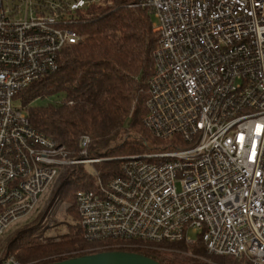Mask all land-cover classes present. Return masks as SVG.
I'll return each mask as SVG.
<instances>
[{"label":"built area","instance_id":"obj_1","mask_svg":"<svg viewBox=\"0 0 264 264\" xmlns=\"http://www.w3.org/2000/svg\"><path fill=\"white\" fill-rule=\"evenodd\" d=\"M89 3L114 0H0V239L62 170L102 160L88 156L89 135L75 156L13 104L82 39ZM131 6L149 9L159 35L144 124L164 143L119 157L106 179L89 171L95 185L77 191L76 205L86 240L104 244L85 251L201 241L212 255L264 264V0ZM0 264L33 262L7 254Z\"/></svg>","mask_w":264,"mask_h":264},{"label":"trees","instance_id":"obj_2","mask_svg":"<svg viewBox=\"0 0 264 264\" xmlns=\"http://www.w3.org/2000/svg\"><path fill=\"white\" fill-rule=\"evenodd\" d=\"M139 1L114 0L109 7L89 3L80 12L81 21L76 25L82 39L62 49L58 70L31 83L14 98L21 100L34 128L64 144L75 156L79 138L89 135L92 139L90 156L108 158L97 163V170L104 179L119 172L118 158L122 155L154 151L164 143L144 124L148 83L154 71L159 35L152 29L154 19L149 9L131 6ZM53 95L59 100L34 104ZM75 166L66 167L71 182H65L70 189L64 194L72 202L71 212L76 223L68 225L69 231L58 240L47 238L45 242L40 234L30 232L33 228L19 230L6 237L7 247L0 259L14 254L22 262L47 264L88 254L86 249L104 244L89 242L84 236L76 193L93 188L95 179L82 166ZM137 244L124 243L118 250L143 253L164 264H178L175 254L169 250L193 249L206 254L201 241L196 245L184 241ZM217 256L227 264H235L232 259L226 260L227 255ZM243 264L249 262L246 260Z\"/></svg>","mask_w":264,"mask_h":264},{"label":"rangeland","instance_id":"obj_3","mask_svg":"<svg viewBox=\"0 0 264 264\" xmlns=\"http://www.w3.org/2000/svg\"><path fill=\"white\" fill-rule=\"evenodd\" d=\"M114 4V3H113ZM112 4V5H113ZM103 6V5H102ZM108 5L106 7H109ZM25 8V7H23ZM154 19V17H153ZM152 29L154 32V26L152 24ZM59 98L56 95L49 96L46 98H41L34 102L35 105H45L50 102H56ZM13 104L16 107H22V102L20 99H14ZM157 147H161L158 145ZM155 151V150H154ZM149 151V152H154ZM147 153V152H145ZM88 156H90V152H88ZM123 156V155H122ZM126 156V155H125ZM97 158V157H96ZM102 160L108 159L103 157H98ZM101 160V161H102ZM98 161L97 163H99ZM97 163L91 166L90 164H78L75 168L82 166L86 171H94L93 169H97ZM68 177V169H64L61 171L57 179L47 188V190L41 195L39 201L36 203L35 209H33L26 216L21 217L16 223H14L11 228L7 231L6 234L2 236L0 239V258L5 252L7 247V239L6 237L11 236L12 234L17 233L19 230H27L32 229L30 232L35 235H41L40 239L44 242L47 238H55L58 240L59 236L67 233L69 231L68 225H74L76 223V219L74 214L71 212L72 210V202L69 201L65 194L70 188L68 185H65L67 182H71V179H66ZM66 182V183H65ZM178 189H181V186H177ZM73 190V189H72ZM71 190V191H72ZM69 192V191H68ZM73 193V192H72ZM189 236L192 240H198V234L189 231ZM197 243L189 244L196 245ZM171 253H174V258H177L178 264H227L217 255L210 254L206 249V254L199 253L195 250H169ZM52 257H48L45 259H51ZM238 257L226 256V260H233L235 264H243L247 259L241 260L237 259ZM248 261V260H247ZM232 264L231 262H228Z\"/></svg>","mask_w":264,"mask_h":264},{"label":"water","instance_id":"obj_4","mask_svg":"<svg viewBox=\"0 0 264 264\" xmlns=\"http://www.w3.org/2000/svg\"><path fill=\"white\" fill-rule=\"evenodd\" d=\"M47 264H164L143 253L127 250H107L73 256Z\"/></svg>","mask_w":264,"mask_h":264}]
</instances>
